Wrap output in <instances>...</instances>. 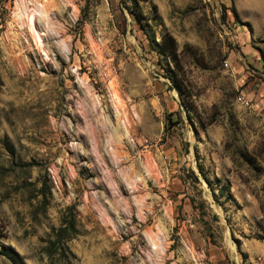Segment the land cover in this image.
Segmentation results:
<instances>
[{
  "label": "rangeland",
  "instance_id": "1",
  "mask_svg": "<svg viewBox=\"0 0 264 264\" xmlns=\"http://www.w3.org/2000/svg\"><path fill=\"white\" fill-rule=\"evenodd\" d=\"M1 243L264 264V0H0Z\"/></svg>",
  "mask_w": 264,
  "mask_h": 264
},
{
  "label": "bare ground",
  "instance_id": "2",
  "mask_svg": "<svg viewBox=\"0 0 264 264\" xmlns=\"http://www.w3.org/2000/svg\"><path fill=\"white\" fill-rule=\"evenodd\" d=\"M35 16V15H34ZM32 17V16H31ZM32 21H33V19H32ZM35 21V20H34ZM32 31L33 32H35L36 34H37V36H39L40 35V33H39V30H38V28H37V26L34 24L33 25V27H32ZM40 37V36H39ZM40 39H41V37H40ZM63 57H64V54H63ZM22 78V77H21ZM21 78L20 79H18V81L20 82V80H21ZM23 79V78H22ZM94 107H95V109H94ZM99 106L98 105H96V106H93V104H91V106H89V110H88V115L86 114V116L87 117H90V123L93 125L94 123V125L95 126H97L100 130L99 131H102V129L99 127V123L101 122V119H100V117H98V114H99V108H98ZM119 115V114H118ZM85 116V115H84ZM90 123H88V125H90ZM93 125V126H94ZM92 127V126H91ZM96 127V128H97ZM102 127V126H101ZM103 127H104V129L103 130H106L105 128L106 127H108V131H111L112 130V128H109V125H103ZM122 126L120 125V124H118V126L116 127V132L118 131H122ZM93 130V129H92ZM98 130V129H97ZM94 131H95V129H94ZM113 132H115V129L113 128V130H112ZM111 131V132H112ZM101 133V132H100ZM99 134V133H98ZM95 136H97V135H95Z\"/></svg>",
  "mask_w": 264,
  "mask_h": 264
},
{
  "label": "trees",
  "instance_id": "3",
  "mask_svg": "<svg viewBox=\"0 0 264 264\" xmlns=\"http://www.w3.org/2000/svg\"><path fill=\"white\" fill-rule=\"evenodd\" d=\"M169 50H170V52L172 51L171 48ZM0 245H1L0 255H4V256L12 259L15 262H18L19 261L18 255L15 253V251L12 248H10V247L2 244V243ZM48 249H49L50 252H53V251H56L58 249V247L56 248V245L54 243H52V245H50L48 247Z\"/></svg>",
  "mask_w": 264,
  "mask_h": 264
}]
</instances>
